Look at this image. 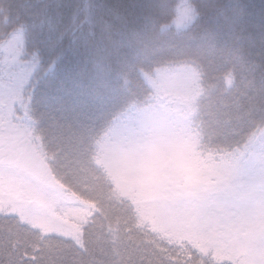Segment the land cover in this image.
Here are the masks:
<instances>
[{
	"label": "trees",
	"instance_id": "1",
	"mask_svg": "<svg viewBox=\"0 0 264 264\" xmlns=\"http://www.w3.org/2000/svg\"><path fill=\"white\" fill-rule=\"evenodd\" d=\"M182 3L194 18L179 29ZM18 34L37 63L17 109L32 125L28 143L89 211L75 237L61 236L0 197V264L254 263L251 240L264 228L203 235L172 223L170 234L118 193L98 142L119 115L148 105L146 75L187 64L203 88L191 130L204 159L230 156L240 175L264 165V0H0V45ZM11 58L0 55L1 74Z\"/></svg>",
	"mask_w": 264,
	"mask_h": 264
},
{
	"label": "rangeland",
	"instance_id": "2",
	"mask_svg": "<svg viewBox=\"0 0 264 264\" xmlns=\"http://www.w3.org/2000/svg\"><path fill=\"white\" fill-rule=\"evenodd\" d=\"M188 7L182 3L172 26L184 28L193 20ZM22 41L18 34L0 45L2 57L12 54L7 71L0 73V118L21 103L37 66L33 57H23ZM146 79L152 89L148 105L132 106L119 115L98 142L99 162L111 171L118 193L143 211L163 214L157 217L159 226L172 235L177 234L172 223L198 227L203 235L214 228L222 233L230 226H244L245 231L264 228L262 164L247 163L240 175L230 156L219 162L216 156L204 159L191 130L202 93L196 68L177 64L155 70ZM254 166L258 175L251 174ZM42 174L46 184L50 176ZM61 189L53 182L49 187L35 183L17 170H0L1 198L15 203V213L31 217L27 218L52 233L75 237L89 208ZM252 250L251 261L264 264V238L254 236Z\"/></svg>",
	"mask_w": 264,
	"mask_h": 264
},
{
	"label": "flooded vegetation",
	"instance_id": "3",
	"mask_svg": "<svg viewBox=\"0 0 264 264\" xmlns=\"http://www.w3.org/2000/svg\"><path fill=\"white\" fill-rule=\"evenodd\" d=\"M15 154L17 155L16 158ZM15 154L9 151L7 145L1 143L0 137V162L6 161L8 163H14V160H20L21 154L19 148H15Z\"/></svg>",
	"mask_w": 264,
	"mask_h": 264
}]
</instances>
